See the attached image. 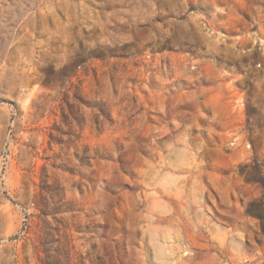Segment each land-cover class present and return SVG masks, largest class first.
<instances>
[{
    "label": "rangeland",
    "instance_id": "1",
    "mask_svg": "<svg viewBox=\"0 0 264 264\" xmlns=\"http://www.w3.org/2000/svg\"><path fill=\"white\" fill-rule=\"evenodd\" d=\"M0 264H264V0H0Z\"/></svg>",
    "mask_w": 264,
    "mask_h": 264
}]
</instances>
